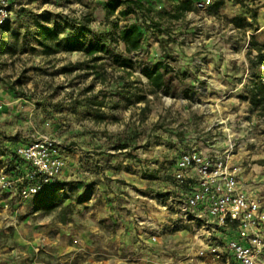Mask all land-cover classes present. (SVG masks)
<instances>
[{"label":"rangeland","instance_id":"obj_1","mask_svg":"<svg viewBox=\"0 0 264 264\" xmlns=\"http://www.w3.org/2000/svg\"><path fill=\"white\" fill-rule=\"evenodd\" d=\"M109 1L10 0L12 16L0 29V178L14 175L15 145L45 135L58 142L65 166L44 195L0 189V264H204L190 226L144 242L131 206L145 194L185 191L174 165L191 148L230 160L241 189L264 205V116L251 106L249 63L252 37L264 43V0L155 1L140 14L148 23L134 54L119 33L135 18L119 15L124 6L110 14ZM37 20L88 24L113 54L45 55ZM158 63L161 89L147 75Z\"/></svg>","mask_w":264,"mask_h":264},{"label":"built area","instance_id":"obj_2","mask_svg":"<svg viewBox=\"0 0 264 264\" xmlns=\"http://www.w3.org/2000/svg\"><path fill=\"white\" fill-rule=\"evenodd\" d=\"M10 3L0 0V29L12 16ZM14 160V175L1 177L0 189L17 191L26 199L53 190L65 166L58 142L48 135L18 147ZM229 161L194 148L181 154L174 178L186 189L174 198H160L171 217L169 230L190 226L194 241L200 242L197 257L207 260L204 264H264V205L253 192L241 189ZM155 231L154 242L163 229Z\"/></svg>","mask_w":264,"mask_h":264},{"label":"trees","instance_id":"obj_3","mask_svg":"<svg viewBox=\"0 0 264 264\" xmlns=\"http://www.w3.org/2000/svg\"><path fill=\"white\" fill-rule=\"evenodd\" d=\"M121 6L123 9L119 11V15L126 19L133 15L135 20L129 25L124 26L119 33V37L125 44L126 52L128 54H134L139 52L143 46L144 28L147 20L140 22V14L144 17L145 5L140 0H110L107 5V10L110 14H114ZM256 19L254 15V20ZM233 23L236 27H242L245 24L240 18L233 19ZM35 26L38 29V44L44 49L45 55H53L59 51L65 52H85L89 56L96 55L98 53H105L108 55L113 54L108 47L107 40L105 38L97 37L93 35L92 30L87 25H81L78 28L76 26L65 22V26L61 27L56 25L53 27L46 26L40 21H35ZM76 29L73 40L61 39L60 36L67 29ZM89 36L93 37L90 38ZM89 39V40H88ZM256 53L253 56V53ZM114 61L120 63L122 68H132L133 62L128 58H122L119 60L117 55H114ZM249 63L252 70V77L254 81L251 86V106L254 111L259 112L264 116V75L256 70L259 67H264V43L258 42L252 37L249 50ZM163 65L161 63L156 64L147 75L152 83V86L161 89L164 86V74L160 72Z\"/></svg>","mask_w":264,"mask_h":264},{"label":"crops","instance_id":"obj_4","mask_svg":"<svg viewBox=\"0 0 264 264\" xmlns=\"http://www.w3.org/2000/svg\"><path fill=\"white\" fill-rule=\"evenodd\" d=\"M145 6H149V5H155V1H160V0H140ZM154 3V4H153ZM160 7V6H159ZM22 143H18L17 146L15 145V149H17L18 147L22 146ZM176 165V164H175ZM174 165V169L176 168V166ZM157 197V198H155ZM162 196H155V194H145L144 195V201L140 200L139 203H137V201L135 202V205H131L133 207V216H134V220L137 222V233L139 234V237H141L142 239H144V242H149L150 241V237L152 235L155 234V229L159 228V229H163L162 233L160 234H164L167 235L169 228H170V224L171 221L169 218H171L167 212H165L162 208V200L160 199ZM168 198V197H167ZM164 199L165 200H167ZM126 228H129L130 230H132V225L130 223H126ZM183 227V226H181ZM178 227V228H181ZM166 228V230H165ZM175 229V230H178ZM132 232V231H131ZM133 233L135 234V232L130 233L129 235H133ZM194 245L196 247L200 246V242H194ZM197 250V249H193ZM134 257V256H133ZM143 256H137L136 258H138L140 261H144V257Z\"/></svg>","mask_w":264,"mask_h":264}]
</instances>
